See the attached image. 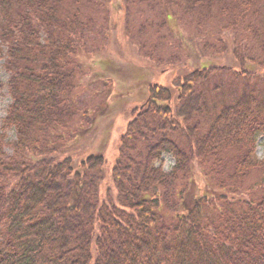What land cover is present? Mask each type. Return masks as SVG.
Wrapping results in <instances>:
<instances>
[{"label":"trees","instance_id":"trees-1","mask_svg":"<svg viewBox=\"0 0 264 264\" xmlns=\"http://www.w3.org/2000/svg\"><path fill=\"white\" fill-rule=\"evenodd\" d=\"M153 1L204 20L216 10L227 28L245 25L264 52V0ZM82 3L0 0V89L9 96L0 119V264H264V190L242 191L264 170L256 154L264 81L209 110L196 89L206 67L172 87L142 71L146 98L125 124L102 191L105 160L89 141L112 114L111 98L88 106L77 91L90 30ZM139 50L161 62L155 45Z\"/></svg>","mask_w":264,"mask_h":264},{"label":"rangeland","instance_id":"rangeland-1","mask_svg":"<svg viewBox=\"0 0 264 264\" xmlns=\"http://www.w3.org/2000/svg\"><path fill=\"white\" fill-rule=\"evenodd\" d=\"M81 5L84 17L89 18L90 30L85 53L78 59L77 91L88 106L104 105L111 98L112 114L96 124V133L89 141V150L99 151L105 160L102 191L125 124L146 98L142 93L146 85L143 72L150 84L172 87L182 83L194 69L206 67L209 77L196 89L204 91L209 110L228 102L245 86L260 87L264 81L260 79L264 74V52L257 48L245 25L227 28L226 20L216 10L204 20L196 13L164 11L161 2L153 0H132L127 6L123 0H83ZM139 27L143 29L139 31ZM140 45H155V55L161 57V62L144 57ZM170 57L175 59L169 61ZM6 77L0 67V81L3 83ZM8 103L3 87L0 119ZM8 137L13 138L12 131ZM256 154L260 158L264 155V136L258 139ZM171 165L172 159L165 155L164 168ZM262 190L264 170L253 171L242 191L259 194Z\"/></svg>","mask_w":264,"mask_h":264}]
</instances>
